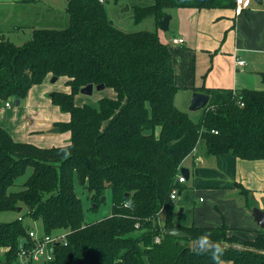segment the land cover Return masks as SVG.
I'll use <instances>...</instances> for the list:
<instances>
[{
	"label": "trees",
	"instance_id": "16d2710c",
	"mask_svg": "<svg viewBox=\"0 0 264 264\" xmlns=\"http://www.w3.org/2000/svg\"><path fill=\"white\" fill-rule=\"evenodd\" d=\"M103 2L68 0L67 26L32 27L24 42L0 32V103L25 99L53 76L64 78L68 91H55L52 99L70 114L58 127L71 133L68 144L42 147L16 141L0 127V212L22 207L18 213L26 210L41 221L43 233L68 232L67 244L57 243L54 259L45 264H214L190 246L205 232L222 243L223 261L264 264V228L248 239L229 231H251L225 222L177 226L170 195L182 188L184 159L200 148L206 155L264 159V89L205 88L210 99L195 121L175 103L169 44L158 31L118 28ZM235 6V0H153L137 7V15L154 14L159 22L178 7ZM89 83H103L116 96L101 97L96 106L76 104ZM76 184L92 202L110 190L112 214L87 221ZM241 192L247 199L249 191ZM169 227L188 235L168 233ZM29 231L25 215L0 221L2 264L18 261L19 239H28L25 247L32 244Z\"/></svg>",
	"mask_w": 264,
	"mask_h": 264
},
{
	"label": "crops",
	"instance_id": "0c3cea01",
	"mask_svg": "<svg viewBox=\"0 0 264 264\" xmlns=\"http://www.w3.org/2000/svg\"><path fill=\"white\" fill-rule=\"evenodd\" d=\"M169 14H172L171 35L169 30L163 31L161 28L158 32L162 41L169 44L172 53L176 69L175 103L179 108L181 104L190 105L193 93H205V88L263 90L264 0H249L248 7L240 14H237L236 6L178 7L170 10ZM13 31L18 32L19 28ZM10 32L1 33L11 37L13 33ZM174 38H183L184 41L175 43ZM238 60L245 63L239 64ZM60 79L65 82L64 78H59L57 82ZM50 83L48 78L32 87L23 106L0 109V127L5 128L14 140L42 147L70 142L71 133L69 140L61 141L54 135L57 132L51 131L58 123L69 121L70 114L65 112L69 119L61 121L58 107L55 112L48 110L53 105L47 98V95L52 97L55 91H68L69 87L58 89ZM109 89L114 95L104 96L115 97L116 92ZM196 152L191 154L194 157L189 164H182L190 171V177L185 181L189 185L182 183L180 193L184 192L185 195L181 209L175 204L174 223L181 227L192 224L202 227L219 226L225 222L234 229L254 232L263 229L256 223L252 208L264 209V159L247 160L231 154L206 155L204 151ZM241 187L249 191L247 199ZM191 194H195V197L198 195L199 199L192 201ZM186 211L188 213L182 222L176 219L175 215ZM224 264L232 263L224 261Z\"/></svg>",
	"mask_w": 264,
	"mask_h": 264
},
{
	"label": "rangeland",
	"instance_id": "374dc122",
	"mask_svg": "<svg viewBox=\"0 0 264 264\" xmlns=\"http://www.w3.org/2000/svg\"><path fill=\"white\" fill-rule=\"evenodd\" d=\"M153 3V0H104L103 6L107 13L108 18H110L114 24L125 31H138V30H147V31H158L160 28L159 22L154 14H146L142 18H138L137 15V7L145 8ZM67 5L68 0H0V32H10L12 34L14 28L18 27L19 31L12 34L11 38L17 42H24L28 38H30V29L32 26L36 28H62L68 25V14H67ZM172 10V9H171ZM172 30H169V35H171ZM51 81V78H50ZM263 83V82H262ZM55 84V87L60 89L63 86L67 87V84L60 79L58 82L50 83ZM50 87V86H49ZM36 89V88H35ZM264 89V87H261ZM50 92V91H49ZM48 92V93H49ZM52 93V91H51ZM113 94L114 92L105 88L103 90L95 89L92 95H86L79 93L75 96V101L80 104L85 103H95L97 102L100 96ZM54 95V92L51 96ZM28 96V95H27ZM47 98L51 100L52 107L49 106L48 110L55 112L56 107H58V116L61 121H67L69 119V115L63 112L60 107L53 102L52 97L47 95ZM26 99V98H25ZM25 99H23V103L21 102L18 106H23ZM12 103V107L17 108L18 106L15 104V98L9 99ZM82 101V102H81ZM3 105H0V109L3 110L5 107V102H2ZM181 109L187 111L190 116L195 120L199 121L202 116L201 110H190L189 105H179ZM59 124V123H58ZM58 127V126H55ZM59 140H69L70 131L69 130H60V132L54 133ZM67 142V141H65ZM203 151L202 148L198 149V151ZM197 153V152H196ZM198 154V153H197ZM196 154V155H197ZM193 155H190L184 159L183 162L189 164V161L193 158ZM24 178V176H23ZM189 185L188 181L185 182ZM188 187V186H186ZM185 188V187H184ZM76 190L78 195L81 197L83 201L84 207V217L87 221H93L96 219H102L106 216L112 214L113 211V201L111 191L107 190L106 199L103 201L102 199L99 202H92L88 197V192L86 188L81 187L79 184H76ZM188 190V189H187ZM189 191V190H188ZM185 193H178L177 198L174 200L175 204L178 208L181 209L182 206V198ZM199 196L195 197V194H191V200H198ZM164 213V211H162ZM161 213V215H162ZM187 211L183 213H178L175 215L176 219L182 222V220L187 215ZM18 215H25V221L29 224V228L37 231V233L44 232V226L39 220H32L26 216V210L22 213L16 212H0V221H10L13 220ZM258 232H234L229 231L231 235H238L248 239H254L258 234ZM226 246H235L236 243H225ZM243 245V244H242ZM190 246L193 247V243H190ZM244 247H250L244 245ZM0 264L1 261H0ZM14 264H25L20 259Z\"/></svg>",
	"mask_w": 264,
	"mask_h": 264
},
{
	"label": "built area",
	"instance_id": "2783aa9c",
	"mask_svg": "<svg viewBox=\"0 0 264 264\" xmlns=\"http://www.w3.org/2000/svg\"><path fill=\"white\" fill-rule=\"evenodd\" d=\"M104 1V0H101ZM236 2V12L240 14L249 5V0H235ZM175 43H182L183 38H174ZM239 64H244V60H238ZM5 102V107H11L12 103L10 100ZM0 105H3L2 102ZM196 152V151H194ZM186 181V176L180 174L178 176V182L184 183ZM180 190L178 188H173L171 191V199L175 200L177 198ZM128 203H126L127 205ZM22 219V217H19ZM30 239L32 244L29 247H24L19 251V259L25 264H45L54 259V247L57 243L67 244L68 232H58L54 234L37 233V231L30 229L29 231ZM156 241H160V236L156 237Z\"/></svg>",
	"mask_w": 264,
	"mask_h": 264
},
{
	"label": "water",
	"instance_id": "95a60500",
	"mask_svg": "<svg viewBox=\"0 0 264 264\" xmlns=\"http://www.w3.org/2000/svg\"><path fill=\"white\" fill-rule=\"evenodd\" d=\"M172 19V14H166L165 16H163L160 20H159V25L160 28L163 31H168L170 29V21ZM58 80L57 76H53L51 77V82L54 83ZM106 86L105 84H98V85H94L93 83H89L85 86H83L80 89V93L82 94H86V95H92L94 90H103L105 89ZM210 96L206 93L203 92H199L196 91L193 93L192 98L190 100V105H189V109L196 111V110H201L202 108H204L208 102H209ZM21 100L20 99H15V104L18 106L20 105ZM89 105L91 106H96L95 103H89ZM52 132H59L60 128L59 127H54L53 129H51ZM181 173L183 175L186 176V178L190 177V171L187 167L182 166L181 167ZM180 193V192H179ZM106 199V196L102 197V200L104 201ZM22 207L18 208V211H21ZM252 215L256 221V223L261 227L264 228V209H261L259 207H253L252 208ZM166 232L171 233V234H176V235H180V236H186L188 235V233L179 228V227H169L166 228ZM28 243V239L27 238H21L19 239V243H18V250H22L25 245Z\"/></svg>",
	"mask_w": 264,
	"mask_h": 264
},
{
	"label": "clouds",
	"instance_id": "9594fccd",
	"mask_svg": "<svg viewBox=\"0 0 264 264\" xmlns=\"http://www.w3.org/2000/svg\"><path fill=\"white\" fill-rule=\"evenodd\" d=\"M192 243L193 250L197 254H208L214 264H224L222 256L225 249L220 241H215L211 238V233L205 232L201 234Z\"/></svg>",
	"mask_w": 264,
	"mask_h": 264
}]
</instances>
